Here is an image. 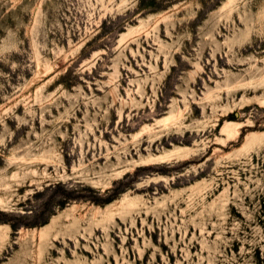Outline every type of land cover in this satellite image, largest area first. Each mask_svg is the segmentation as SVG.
<instances>
[{
  "label": "rangeland",
  "instance_id": "obj_1",
  "mask_svg": "<svg viewBox=\"0 0 264 264\" xmlns=\"http://www.w3.org/2000/svg\"><path fill=\"white\" fill-rule=\"evenodd\" d=\"M0 264H264V0H0Z\"/></svg>",
  "mask_w": 264,
  "mask_h": 264
},
{
  "label": "bare ground",
  "instance_id": "obj_2",
  "mask_svg": "<svg viewBox=\"0 0 264 264\" xmlns=\"http://www.w3.org/2000/svg\"><path fill=\"white\" fill-rule=\"evenodd\" d=\"M175 115L173 114H169L167 115L166 117H164L163 119H161L160 121H158L159 123L161 122H167L169 121L171 118H174ZM222 133L224 135H226V137L228 138H231L233 136H236L238 134V131L237 129H234L232 126H225L223 129H222ZM189 153V149L187 147H179V146H176L174 149L172 150H169V151H165L163 152L159 157L158 159H161V160H168V159H172V158H181V157H184L186 156L187 154ZM39 158H42V157H39ZM49 161V160H47ZM125 200H128V201H131V199H127V196H126V199ZM129 204L131 202H128ZM48 229H43L42 230V237L44 238L46 236V231Z\"/></svg>",
  "mask_w": 264,
  "mask_h": 264
}]
</instances>
